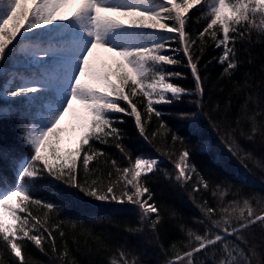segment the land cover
Listing matches in <instances>:
<instances>
[{
  "label": "snow or ice",
  "instance_id": "obj_1",
  "mask_svg": "<svg viewBox=\"0 0 264 264\" xmlns=\"http://www.w3.org/2000/svg\"><path fill=\"white\" fill-rule=\"evenodd\" d=\"M194 9L200 13L197 22L204 21L196 35L189 31ZM253 33L264 38V0H0V120L14 116L29 149L23 153L0 145V241L16 264H28L23 251L28 242L45 255L49 249L55 255V233L65 238L64 221L50 223L49 218L61 205L34 198L36 182L45 177L99 202L133 205L140 226L128 231L146 227L158 233L163 217L149 180L161 160L143 155L133 159L118 125L124 116L131 117L139 135L149 140L146 125L153 116L162 120L159 105L192 96L202 103L200 62L205 51L220 50L214 59L224 66L221 75L230 77L240 63L237 45L250 43ZM181 65L191 73V89L176 82L187 78L172 70ZM181 116L195 123L193 114ZM159 128L167 130L166 123ZM256 132L253 127L247 139ZM66 134L78 135L75 146L65 150ZM171 139L184 144L178 133ZM226 143L233 155L244 152L241 162L252 158L234 137ZM97 145H114L127 166ZM160 155L168 156L174 167V174L165 172L169 179L174 176L183 186L195 174L193 193L212 187L191 163L192 150L186 145L176 159L175 153ZM101 158L112 169L104 179L93 165ZM220 189L217 184L213 195ZM225 191L220 190L221 197ZM33 207L44 209L43 215L34 214ZM198 207L210 226L199 220L204 233L189 229L187 250L177 251L165 264H264V248L258 251L260 246L245 235L254 226L264 231L261 200L234 199L219 210L205 200ZM68 256L65 245L59 259ZM0 264H11L3 252ZM119 264L138 262L121 250Z\"/></svg>",
  "mask_w": 264,
  "mask_h": 264
},
{
  "label": "trees",
  "instance_id": "obj_2",
  "mask_svg": "<svg viewBox=\"0 0 264 264\" xmlns=\"http://www.w3.org/2000/svg\"><path fill=\"white\" fill-rule=\"evenodd\" d=\"M193 12L195 15L189 24V31L196 35L204 21L201 18L197 22L196 17L200 13L195 9ZM237 48L240 63L230 77L221 75L224 66L214 59L220 55V50L209 47L205 51L200 62L205 89L202 103H195L197 98L192 96L185 97L181 103L159 105L163 113L162 120L153 116L147 123L149 140L139 135L131 117L124 116V123L118 125L124 133L123 144L131 155L135 147L144 143L149 156L161 160L160 170L151 175L149 180V186L155 194L154 200L160 206L163 217L158 233L153 234L146 227L138 233L128 231L129 228L140 226L138 210L133 205L99 202L45 177L36 182L34 198L51 200L61 205L56 212L49 214V218L50 223L64 221L61 227L65 238L61 239L55 233L58 246L55 255L50 249L49 254L45 255L28 242L23 249L28 264H69L73 260L75 264H109L111 259H116L119 264L121 250L128 254L130 260L135 258L138 264H165L177 251L187 250L185 245L188 244L189 229L203 234L205 224L210 226L198 207L203 201H208L217 210L234 199L242 201L255 197L264 203V38H258V34L253 33L250 43H240ZM176 68L187 77L176 82L183 87L193 88L189 69L183 65ZM183 113L193 114L195 123L182 118ZM161 122L166 123L167 130L159 128ZM253 127L257 132L252 140H248L247 136L252 134ZM153 133H157L155 137ZM173 133L183 136L184 144L179 141L173 143ZM229 137H234L242 149L252 154V158L241 162L244 152L239 156L229 152L226 143ZM0 145L4 148L13 147L18 152H29L22 142L20 126L14 116L0 120ZM185 145L192 150L191 163L209 181L212 186L210 189L193 193L197 181L195 174L183 186L174 176L169 179L165 175V172L174 174L175 170L168 156L160 153H175L172 159H176ZM97 147L107 152L111 159H116L120 166L127 165V158L114 145ZM93 165L98 168L97 175L101 179L106 178L107 172L112 170L110 162L104 163L103 158L99 162L94 161ZM91 178L96 179V176ZM217 184L221 186L220 190H227L223 197L219 194L220 190L213 195ZM253 207H258L255 201ZM32 210L38 216H42L45 211L37 207ZM201 219L205 220V224L199 223ZM245 235L249 236L253 244L260 246L258 251L264 248V231L259 226L249 229ZM65 245L69 256L61 261L59 253ZM173 245H176L175 249ZM0 252L11 264H16L2 241ZM201 258L206 259L203 255Z\"/></svg>",
  "mask_w": 264,
  "mask_h": 264
},
{
  "label": "rangeland",
  "instance_id": "obj_3",
  "mask_svg": "<svg viewBox=\"0 0 264 264\" xmlns=\"http://www.w3.org/2000/svg\"><path fill=\"white\" fill-rule=\"evenodd\" d=\"M105 55V54H102V56ZM55 63V61L53 62ZM172 70H176V71H179L177 68H174ZM78 134H66L65 135V138H64V143L62 144V148L63 149H68V148H71V147H74L75 146V137L77 136ZM134 154L133 155V159L135 158V156L137 155H143L145 157H151L149 156V153L147 152V148L146 146L143 144H139L137 147L134 148ZM127 166V165H125ZM121 167H124V166H121ZM119 204V203H117ZM184 250H180L179 252L182 254ZM176 254V253H175ZM174 254V255H175ZM174 257V256H172Z\"/></svg>",
  "mask_w": 264,
  "mask_h": 264
}]
</instances>
